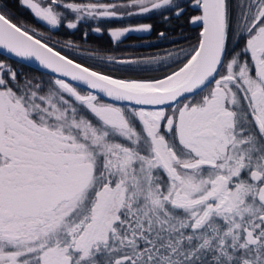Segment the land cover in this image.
Returning a JSON list of instances; mask_svg holds the SVG:
<instances>
[{"label": "snow or ice", "instance_id": "6c2138e0", "mask_svg": "<svg viewBox=\"0 0 264 264\" xmlns=\"http://www.w3.org/2000/svg\"><path fill=\"white\" fill-rule=\"evenodd\" d=\"M17 3L47 30L0 0V264H264V0ZM133 17L173 47L55 36Z\"/></svg>", "mask_w": 264, "mask_h": 264}, {"label": "trees", "instance_id": "16d2710c", "mask_svg": "<svg viewBox=\"0 0 264 264\" xmlns=\"http://www.w3.org/2000/svg\"><path fill=\"white\" fill-rule=\"evenodd\" d=\"M6 2L8 7L16 13L19 19L35 25L38 29L47 30V27L43 25V22L37 21L26 8L19 6L17 0H6ZM142 23L153 24L154 30L150 34H128L126 38H122V43H119L118 45L111 41L106 32L96 33L89 31L87 39H83L82 34L84 31L88 30V24L81 25L78 30L61 28L55 33V36H57L61 41L73 40L79 42L81 45L80 50L87 53L95 50L100 55L113 54L118 58L146 56L152 53L160 52L163 49H171L173 47V45L168 41H158L156 39V33L164 28V25L159 17L152 19L138 17L125 18L122 22L109 24L108 27L138 25ZM96 26L97 25L95 23H91V27ZM5 58L8 57L0 54V59ZM12 61L14 60L9 59V62ZM85 62L90 63V61ZM19 66L23 67V70L26 72L34 69L27 65ZM32 74L39 75L38 72H33Z\"/></svg>", "mask_w": 264, "mask_h": 264}, {"label": "water", "instance_id": "95a60500", "mask_svg": "<svg viewBox=\"0 0 264 264\" xmlns=\"http://www.w3.org/2000/svg\"><path fill=\"white\" fill-rule=\"evenodd\" d=\"M0 54H2V55H4V56L8 57V54H7L6 52H3V50H0ZM10 59H12V60H16L17 58H15V57H11ZM27 66H28V65H27ZM30 67H32V68H36L37 65H31Z\"/></svg>", "mask_w": 264, "mask_h": 264}, {"label": "rangeland", "instance_id": "374dc122", "mask_svg": "<svg viewBox=\"0 0 264 264\" xmlns=\"http://www.w3.org/2000/svg\"><path fill=\"white\" fill-rule=\"evenodd\" d=\"M81 53H83V54H87V52H85V51H83V50H79ZM85 52V53H84Z\"/></svg>", "mask_w": 264, "mask_h": 264}, {"label": "flooded vegetation", "instance_id": "af4514ba", "mask_svg": "<svg viewBox=\"0 0 264 264\" xmlns=\"http://www.w3.org/2000/svg\"><path fill=\"white\" fill-rule=\"evenodd\" d=\"M131 34H133V33H131ZM135 34H139V33H135ZM141 34H146V33H141Z\"/></svg>", "mask_w": 264, "mask_h": 264}]
</instances>
